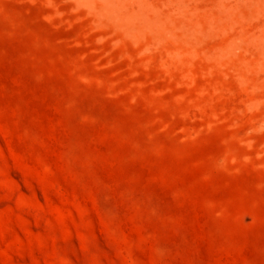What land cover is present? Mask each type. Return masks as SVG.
Masks as SVG:
<instances>
[{
  "label": "rangeland",
  "instance_id": "rangeland-1",
  "mask_svg": "<svg viewBox=\"0 0 264 264\" xmlns=\"http://www.w3.org/2000/svg\"><path fill=\"white\" fill-rule=\"evenodd\" d=\"M0 264H264V0H0Z\"/></svg>",
  "mask_w": 264,
  "mask_h": 264
}]
</instances>
